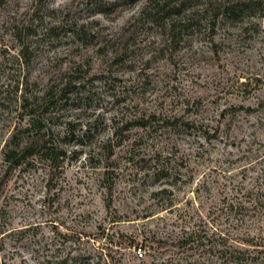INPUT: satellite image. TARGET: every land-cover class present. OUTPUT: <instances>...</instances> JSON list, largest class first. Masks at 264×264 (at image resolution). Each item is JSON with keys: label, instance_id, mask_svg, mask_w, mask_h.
<instances>
[{"label": "rangeland", "instance_id": "obj_1", "mask_svg": "<svg viewBox=\"0 0 264 264\" xmlns=\"http://www.w3.org/2000/svg\"><path fill=\"white\" fill-rule=\"evenodd\" d=\"M165 1L173 29L148 0H0V264H230L264 236L230 206L264 197V0ZM13 135L42 139L4 174Z\"/></svg>", "mask_w": 264, "mask_h": 264}, {"label": "trees", "instance_id": "obj_2", "mask_svg": "<svg viewBox=\"0 0 264 264\" xmlns=\"http://www.w3.org/2000/svg\"><path fill=\"white\" fill-rule=\"evenodd\" d=\"M135 1V0H131ZM149 5L146 7L147 10L149 9H155L157 12L163 11V19L170 20L171 23L170 29L174 28V21H173V15L178 14L181 10H183L185 6V2H181L180 4L173 3L165 1L164 4H160V0H148ZM246 0H221L220 3H218L217 7H214L217 11L215 16H218L220 12L222 14H226L229 16H235L237 12L241 11V8L244 4H246ZM214 4V3H213ZM212 5V4H211ZM146 10V11H147ZM174 23V24H173ZM168 24V22H167ZM81 36H83L86 32L81 31ZM21 56L25 58L27 61V54L26 49L23 47L21 49ZM126 55V51L124 49V52L121 54H118L117 57H115L114 62H119L123 59V57ZM243 86L247 88L248 82H242ZM64 91H67V87H64ZM34 112V111H33ZM177 119L174 118V120L167 119V122H176ZM151 121L150 119H144V118H138L134 119L132 121H127L125 124H123L125 127H130L133 125H140L142 127H146ZM40 124L41 120L38 118H35V122L33 124ZM189 124V123H187ZM122 125V127H123ZM120 127H117V129ZM116 135H118V130H115L114 132ZM17 136L13 135L11 141L8 143V146L5 150L4 154V162L6 164V169L4 170V174H8L14 167H17L22 164L23 159L26 158L29 155H32L36 148L40 146V141L42 137L31 141L30 143L26 144L24 147H19L18 142L16 141ZM242 190V189H241ZM254 190L246 189L243 192L244 198H238L237 205L234 203V201H231L230 206L238 208L239 212L244 211V214H252L256 213L260 207L263 208L264 206V197L262 196V190H258V194H253ZM261 192V193H260ZM254 195V196H253ZM261 205V206H260ZM235 237H238L236 239ZM230 243L226 249L227 253V260L230 264H264V236L262 233L252 234L249 231H245L244 233H239L237 235H230L229 236ZM190 240H198L197 245H200L201 235L197 232L193 233L191 232L186 237V242H189ZM241 243H249V247L243 248L241 247ZM162 264H165L163 261Z\"/></svg>", "mask_w": 264, "mask_h": 264}, {"label": "built area", "instance_id": "obj_3", "mask_svg": "<svg viewBox=\"0 0 264 264\" xmlns=\"http://www.w3.org/2000/svg\"><path fill=\"white\" fill-rule=\"evenodd\" d=\"M138 254H139L140 256H143V255H144V251L140 249L139 252H138Z\"/></svg>", "mask_w": 264, "mask_h": 264}]
</instances>
